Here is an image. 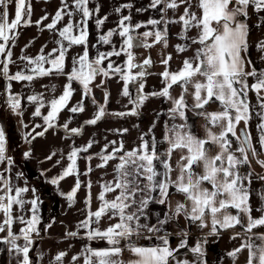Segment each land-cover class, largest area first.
Returning <instances> with one entry per match:
<instances>
[{"label": "snow or ice", "instance_id": "6c2138e0", "mask_svg": "<svg viewBox=\"0 0 264 264\" xmlns=\"http://www.w3.org/2000/svg\"><path fill=\"white\" fill-rule=\"evenodd\" d=\"M91 3L92 0H60V7L51 21L43 25V29L58 37L54 40L56 47L46 53L44 49L47 45H44L34 57L22 54L18 57L23 62L22 66L11 73L10 65L17 63L12 58V47L18 39L19 29L33 23L40 26L49 17L46 14L33 22L31 0H0V76L9 81L7 103L12 111L23 114L21 96L11 92L12 81L31 84L46 77L66 79L59 95H55V85L51 88L42 85L45 92L53 93L51 98H46L45 92L27 96L30 103L37 105L33 116L41 117L44 122L43 125H34V135L29 133L32 139L44 136L49 128L54 127L64 109L73 114L84 112V101L89 97L96 105V111L92 118L84 121L85 125H96L108 115L120 118L138 116L139 109L151 97H163L172 105L167 112L172 123L165 121L162 138L158 139L154 133V121L147 132L141 133L139 144L131 149H126L122 140H113L106 143L100 152L83 155L96 143L89 140L86 145L73 146L68 152L67 165L52 178L51 183L58 185L67 177L76 176L74 186L66 194L69 206L75 203L82 183L87 189L85 218L77 223L75 231H67L65 236L89 241L71 257L69 264H78L81 258L83 264H207L204 259L207 238L188 248V230L181 228L177 235L184 238L177 248L171 247L172 233L167 231V226L178 224L181 218L200 229L209 228V236H218L221 230L240 226L242 232L231 238H241V243L227 255L236 264L239 254L247 250L246 264H264V233L253 231L264 227V192L258 193L260 207L253 209L250 203L254 176L250 155L252 158L258 155L250 131L253 115L259 119L256 125L257 143L264 151V68L258 70L249 56L248 24L251 9L258 15L256 26L264 25V16L260 15L264 14V0H150L148 8L156 10L160 14L159 19L150 17L145 22L133 24L131 14L121 15L116 28L98 35L97 44L90 46L89 21L95 17L99 30L108 19L106 15L99 17V6L90 7ZM12 5L14 17L10 19ZM131 7L125 4L117 7L115 12L120 14L124 8ZM136 11L147 9L137 8ZM170 24L181 26L177 35L185 41L175 45L176 51L183 53L193 49V55L186 57L178 70H170V53L162 58L161 63L165 66L160 73L163 87L159 91L145 93V77L150 74L147 68L153 62L149 57L140 64L135 63L133 49L151 48L155 44L168 47ZM149 25L152 26L149 30L133 35L136 30ZM116 35L122 38L119 49L113 46L111 51H99L97 45H111ZM152 36L155 39L151 44L147 43ZM77 46L81 47V52L69 56L71 49ZM90 47L97 48L94 57L90 55ZM255 47L261 54V60H264V40L258 41ZM122 54L126 56L123 66L111 61V57ZM105 61H108L106 65ZM133 69L137 71L133 72ZM114 75L123 80L121 94L132 105L124 112L107 111L109 92L105 91L103 104L96 101L92 92L97 77L101 80L95 87H102L104 78ZM249 78L253 80L251 84ZM74 84L80 86L81 99L69 107L77 90ZM130 85L136 87L135 97L130 92ZM174 86L181 88L178 97L172 96ZM250 92L256 95V109L249 98ZM188 95L192 97L191 104L186 99ZM215 102L219 103L220 109L207 112L206 106ZM45 108L46 114L42 112ZM189 111L207 121L204 138L198 137L188 124ZM70 123L71 118L62 127L71 134H81L82 127L70 128ZM241 123L243 127H240ZM213 128L219 131H213ZM115 131L122 135L128 129ZM212 145L218 148L215 155L210 154ZM6 147V133L0 127V163L7 161L10 164L12 161L6 154ZM175 153H179V159L173 162ZM29 155L30 152L25 153V156ZM54 156L55 152L46 159L51 160ZM78 159L89 162L84 172L78 169ZM93 159L100 161L96 168H107L110 162H115L112 164L111 179L98 181L100 191L96 195L98 206L95 210L92 209L93 184L90 180L82 182L79 178L93 171L90 163ZM61 160L55 163L60 164ZM256 162L264 168V160L257 159ZM244 166H248L247 172L241 171ZM255 178L264 181V175L255 174ZM172 190L183 196V200L177 201L174 206L170 199ZM29 191L34 193L35 190L26 185L16 186L0 174V233L4 234L0 235V243L8 246L6 250L17 258V264H34L30 252L34 250L35 237L40 235L39 198L34 195L31 200L25 199ZM26 205H30L27 208L30 216L23 214ZM152 205L163 206L165 211L154 213ZM253 211L260 215L254 217ZM17 223L23 225L18 232L14 231ZM47 227L50 228L51 224ZM80 230L84 231L82 237ZM141 238L153 243L140 245L138 241ZM21 240L23 243H19ZM93 241H104L107 247L94 248L91 246ZM180 249L190 251L194 259H177ZM125 250L136 259L122 260ZM67 255V251H60L49 264H64ZM40 256L42 258V254Z\"/></svg>", "mask_w": 264, "mask_h": 264}, {"label": "crops", "instance_id": "0c3cea01", "mask_svg": "<svg viewBox=\"0 0 264 264\" xmlns=\"http://www.w3.org/2000/svg\"><path fill=\"white\" fill-rule=\"evenodd\" d=\"M150 0H92L90 7L99 6L100 11L98 13L99 17L107 16L108 19L104 23L101 29H97L95 25V17L89 21V45L97 44V37L102 33H106L109 29L116 28L117 23L121 15H132V23L145 22L150 17L159 19L160 14L153 9L148 8ZM125 4H130L131 8H124L120 14L115 12L117 7H121ZM32 6V16L31 20L35 22L44 15H48L49 19L43 21V24L37 26L33 23L31 26L21 27L19 29V36L15 42L14 47H12L13 60L17 63L10 65L11 73L18 70L19 66H22L23 62L18 60V57L23 55L35 56L39 53L41 47L47 45L44 49L47 53L53 47H56L54 40L58 37L48 31L43 29V25L51 21V17L55 14L56 10L60 7V0H31ZM137 8H146L147 11L137 12ZM182 11V9H181ZM171 16V13H169ZM264 16V14H260ZM14 17V5L10 6V19ZM258 15L249 9L248 24L250 26V37H249V56L254 63V66L259 70L264 68V60H261L260 52L255 47L256 43L260 40H264V25L257 27ZM59 27V26H58ZM152 26L148 28L141 27L136 30L133 35L142 34L147 31ZM159 27L163 28V25ZM43 29V30H42ZM168 47H164L163 44H155L151 48H134L133 52L136 56L135 63L140 64L146 58H151L152 65L147 68L150 73L145 77V93H151L153 91H159L162 89V77L160 73L165 70V66L161 63L162 58L166 57L169 53L172 55V59L169 61L170 70H178L182 66V62L186 57L193 55V49H189L186 52L178 53L176 51V44H183L185 41L178 38V33L181 31V26L178 24L168 25ZM195 34V31L192 33ZM141 39L143 37L141 36ZM155 39L154 36L149 37L147 43L151 44ZM122 43V38L118 35L112 38L111 45H97L99 51H111L112 47L115 46L119 49ZM27 46V47H26ZM22 49L24 50L22 52ZM81 47H73L69 53V56H75L81 52ZM97 48L90 47V55L95 56ZM2 59V57H1ZM115 64L121 66L124 65L126 60L125 55L119 57L113 56L110 58ZM70 63V61H69ZM105 65L108 61L104 62ZM250 70V69H249ZM137 69H133V72ZM101 77H97L94 85L92 86L93 95L99 104L104 103V93L105 91L110 93L107 102V111L109 113L124 112L132 108L129 104L128 98L122 96L123 80L120 79L119 75H114L111 78H104L105 83L102 87H95L96 84H100ZM65 77H46L36 80L29 84L28 82H11V92L19 94L21 96L22 105V115H18L12 111L8 106V84L9 81L4 77L0 76V127H3L6 133V154L11 157V163L7 161L0 163V174L8 178L12 184L16 186H27L29 189H34L25 194V199L31 200L33 196L39 198L38 203V215L40 217V235L35 237L34 250L30 252V256L34 259V264H49L53 260L56 254L60 251H67L68 255L64 259V264H69L71 257L79 253L85 244L89 241L81 238H66L65 233L67 231H75L76 225L79 221L85 218V196L87 189L83 186L78 191L75 203L69 206V201L66 198V194L72 189L76 182V176H70L59 182V184H52L51 180L53 177L58 176L63 167L67 165V154L73 146H83L86 145L89 140H94L96 143L93 147L89 149V152L83 155L95 154L101 151L103 146L109 141L122 140L124 142L126 149H131L139 144V137L141 133L147 132L153 122H156V127L154 133L156 137L162 138L164 123L168 121L169 124L172 121L169 120L167 112L172 106L169 101L163 97H151L144 102L142 107L139 109L138 116L128 115L123 118L108 115L96 125H85L84 121L93 117L96 111V105L92 103V99L86 98L85 111L82 113H70L67 109H64L59 116V119L55 122L54 127L49 128L45 132L44 136H36L32 139L29 133H32L34 125H43V120L41 117H34L33 112L37 105L30 103L27 100V96L32 95L37 92H45V89L41 87L42 85H47L51 88L52 85L56 86L55 95H59L62 91L63 85L65 84ZM253 82L252 78H249V83ZM77 89L72 100L69 103V107L73 106L77 101L81 99L80 86L74 84ZM191 91V89H189ZM130 92L135 97L136 87L135 85H130ZM181 93V88L179 86H174L172 90V96L178 97ZM52 92H45L46 98H51ZM249 98L252 102L253 108L256 109V95L254 92L249 93ZM189 104L192 103L191 95L186 97ZM220 109L218 102L210 103L206 106L207 112H214ZM258 110V109H257ZM42 112L46 114L47 108L42 109ZM159 114V115H158ZM188 124L192 126L195 134L204 138L206 135V125L207 121L195 112H187ZM71 118V123L69 125L72 127H82V132L79 135H74L66 131L62 125ZM180 123L179 120L176 121ZM259 123L258 117L253 115L250 121V131L253 137V143L257 147L258 155L256 158L251 160V170L254 172L253 182L251 184V192L253 200L251 202L253 209L261 206V201L258 198V192L256 190V184L259 185L258 179L255 178V174L264 175V168H262L256 160H264V151L260 150L257 143L258 134L256 130V125ZM27 125V127H26ZM210 127V125H208ZM240 127H243L241 123ZM127 128L128 132L122 135L117 133L116 129ZM42 129H36V131H41ZM213 131H219V129L213 128ZM34 135V133H32ZM235 147V144L233 145ZM111 147L109 148V151ZM218 148L215 145L211 146L210 154L215 155ZM30 152L29 156H25V153ZM53 152L56 153L51 160L46 159ZM61 156L63 159L61 160ZM179 159V153L173 155V162ZM56 160H61L60 164H56ZM98 159H93L90 163L93 171L87 176L81 175L79 178L82 182L91 181L93 187L91 189L93 202L92 209L95 210L98 206L96 201V195L100 191L98 181L111 179L112 164L110 162L107 168H96L95 165L99 163ZM78 169L80 172H84L89 165V162L83 159H78ZM7 169V171H5ZM199 170V169H198ZM241 171L247 172L248 166H244ZM175 178V173H173V179ZM43 192L41 191V187ZM171 203L174 206L177 201L183 200V196L176 193L174 190L171 191ZM30 205L25 206L24 215L30 216L31 213L27 211ZM14 211H18L14 209ZM152 211L160 212L161 214L165 211L163 206L152 205ZM234 212V210H233ZM252 215L258 217L259 212L253 211ZM155 219V217H153ZM0 220H2V214H0ZM51 224V227H47ZM20 225L17 223L14 225V231H19ZM106 226V225H104ZM181 228L188 230L187 244L188 248L195 245L197 241H203L207 238V243L204 245L205 257L207 264H233L231 257L227 255L228 252L232 251L234 248L239 247L237 239H232L236 233L242 232V228L237 226L228 230H221L218 236H209V228L200 229L196 225L186 222L184 219H179L177 223H170L167 226V231L172 233L170 237V243L172 248H177L181 239L184 237L177 235ZM255 233H264V231H256ZM0 235H4L0 233ZM84 235V231L80 230V236ZM23 243V241H19ZM153 243V241L147 240V246ZM91 246L94 248L107 247L104 241H93ZM7 245L0 243V264H17V258L13 255H9L7 252ZM42 254V258L40 256ZM248 257L247 250L241 252L236 260V264H246ZM122 260L131 261L135 260L136 257L129 251L125 250L122 254ZM177 259L192 261L194 259L193 254L186 249H180L177 254ZM78 264H83V258L78 262Z\"/></svg>", "mask_w": 264, "mask_h": 264}, {"label": "rangeland", "instance_id": "374dc122", "mask_svg": "<svg viewBox=\"0 0 264 264\" xmlns=\"http://www.w3.org/2000/svg\"><path fill=\"white\" fill-rule=\"evenodd\" d=\"M0 59H1V57H0ZM0 111H1V109H0ZM258 183H259V185L258 184H256V190L258 191V192H264V181H260V180H258ZM253 195H252V198H251V201H250V203L252 202V200H253ZM254 230H256V231H264V227H259V228H257V229H254ZM237 243H238V245H240V243H241V238H239V239H237Z\"/></svg>", "mask_w": 264, "mask_h": 264}, {"label": "built area", "instance_id": "2783aa9c", "mask_svg": "<svg viewBox=\"0 0 264 264\" xmlns=\"http://www.w3.org/2000/svg\"><path fill=\"white\" fill-rule=\"evenodd\" d=\"M138 243H139L140 245H146V243H147V240H146V239H143V238H141V239L138 241Z\"/></svg>", "mask_w": 264, "mask_h": 264}, {"label": "trees", "instance_id": "16d2710c", "mask_svg": "<svg viewBox=\"0 0 264 264\" xmlns=\"http://www.w3.org/2000/svg\"><path fill=\"white\" fill-rule=\"evenodd\" d=\"M40 187H41V191L43 192L42 186H40Z\"/></svg>", "mask_w": 264, "mask_h": 264}]
</instances>
